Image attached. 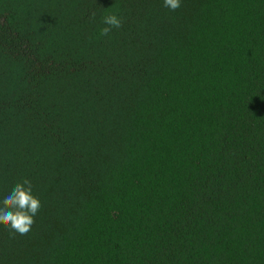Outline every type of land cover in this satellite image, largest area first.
Returning a JSON list of instances; mask_svg holds the SVG:
<instances>
[{
    "label": "trees",
    "instance_id": "1",
    "mask_svg": "<svg viewBox=\"0 0 264 264\" xmlns=\"http://www.w3.org/2000/svg\"><path fill=\"white\" fill-rule=\"evenodd\" d=\"M25 179L0 264H264V0H0V193Z\"/></svg>",
    "mask_w": 264,
    "mask_h": 264
},
{
    "label": "clouds",
    "instance_id": "2",
    "mask_svg": "<svg viewBox=\"0 0 264 264\" xmlns=\"http://www.w3.org/2000/svg\"><path fill=\"white\" fill-rule=\"evenodd\" d=\"M182 0H163V7L175 11L181 7ZM105 27L101 34L107 36L112 29L121 27L122 21L117 14L102 18ZM41 208V201L33 193L30 181L23 180L13 184L9 190L0 193V222L18 234H26L34 224Z\"/></svg>",
    "mask_w": 264,
    "mask_h": 264
}]
</instances>
